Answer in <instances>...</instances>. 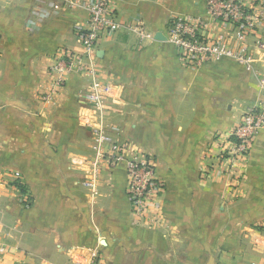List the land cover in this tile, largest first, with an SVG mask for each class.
Returning <instances> with one entry per match:
<instances>
[{"label":"crops","instance_id":"1","mask_svg":"<svg viewBox=\"0 0 264 264\" xmlns=\"http://www.w3.org/2000/svg\"><path fill=\"white\" fill-rule=\"evenodd\" d=\"M123 28L99 40L97 69L115 89L101 111L107 137L154 158L166 184L164 226L132 224L123 165L103 168L92 184L84 120L89 77L68 73L50 101L53 58L80 52L76 28L88 17L66 0H0V264H72L97 253L106 264H264V128L244 175L231 183L220 169L203 178L207 146L243 113L264 102L261 30L249 36L252 68L221 58L187 68L167 39L172 18L210 22L205 0H116ZM142 22L140 41L129 24ZM158 33L165 40L156 39ZM32 200L24 207L15 182ZM232 185V187H231Z\"/></svg>","mask_w":264,"mask_h":264},{"label":"built area","instance_id":"2","mask_svg":"<svg viewBox=\"0 0 264 264\" xmlns=\"http://www.w3.org/2000/svg\"><path fill=\"white\" fill-rule=\"evenodd\" d=\"M115 1L66 0L70 7L84 8L88 14L86 24L76 28L82 50L76 52L63 49L53 58L50 73L54 78L50 92L45 93L42 99L51 100L53 92H59L65 86L68 73L76 69L85 72L90 81V108L95 116L101 118V126L92 124L89 118L84 120L93 138L92 154L90 157L74 159L73 162L78 165L87 163L95 178L103 168L109 171L123 165L127 176L126 193L131 204L132 224L157 230L165 224L163 203L167 188L158 175L154 158L137 151L131 144L108 138V127L101 123L104 101L115 97L116 92L98 71L95 53L102 36L123 28L124 24L115 12ZM205 3L210 22L192 16H177L169 22L167 39L175 47L180 61L193 70H200L221 58L235 59L252 68L255 51L247 39L261 30L257 47L264 54V0H205ZM129 25L130 30L138 34L140 41L148 37L142 22ZM263 128L264 102L248 108L229 131L216 135L205 149L203 161L212 163L201 167L202 177H209L214 169H220L232 184L237 183L244 175L239 166L248 163L255 137ZM4 186L8 185L0 176V187ZM6 251V248L0 247V257ZM74 262L106 264L97 253L76 257Z\"/></svg>","mask_w":264,"mask_h":264},{"label":"rangeland","instance_id":"3","mask_svg":"<svg viewBox=\"0 0 264 264\" xmlns=\"http://www.w3.org/2000/svg\"><path fill=\"white\" fill-rule=\"evenodd\" d=\"M49 92H50V90H49ZM51 92H52V90H51ZM48 93V92H47ZM57 93V91H55V92H53V96H54V94H56ZM53 96H52V98H53ZM43 100V99H42ZM45 101V100H44ZM50 101V100H49ZM91 132V131H90ZM93 139V138H92ZM93 141V140H92ZM92 141H91V146H92ZM91 146H90V148H91ZM91 154H92V151H91ZM91 156V155H90ZM89 157V156H88ZM82 158V157H81ZM77 159H79V158H77ZM73 162V161H72ZM73 165H77V166H83V165H78V164H76V163H74L73 162ZM85 166V165H84ZM89 166V165H88ZM89 176H90V178H91V182H93L92 184H94L97 180H98V177H99V175L101 174V172H100V174L95 178V177H93V173H92V171H90V168H89ZM15 183H20L21 184V182H19V180H16V181H14ZM3 188H6V186H4ZM16 188H17V186H16ZM18 189V188H17ZM19 190V189H18ZM20 191V190H19ZM20 193H21V202L23 203V205H24V207H30L31 206V203H32V200H31V198H30V195L27 193V191L25 192V193H22L21 191H20ZM72 264H76L75 262L74 263H72Z\"/></svg>","mask_w":264,"mask_h":264},{"label":"trees","instance_id":"4","mask_svg":"<svg viewBox=\"0 0 264 264\" xmlns=\"http://www.w3.org/2000/svg\"><path fill=\"white\" fill-rule=\"evenodd\" d=\"M15 185L17 186V188L22 192V193H25L26 192V189H25V187L22 185V184H20V183H15Z\"/></svg>","mask_w":264,"mask_h":264},{"label":"water","instance_id":"5","mask_svg":"<svg viewBox=\"0 0 264 264\" xmlns=\"http://www.w3.org/2000/svg\"><path fill=\"white\" fill-rule=\"evenodd\" d=\"M156 39H158V40H165V39H166V37H165V36H163V34H161V33H158V34L156 35Z\"/></svg>","mask_w":264,"mask_h":264}]
</instances>
